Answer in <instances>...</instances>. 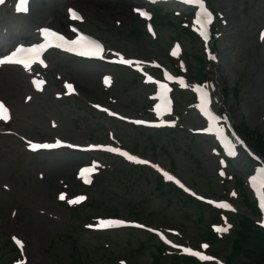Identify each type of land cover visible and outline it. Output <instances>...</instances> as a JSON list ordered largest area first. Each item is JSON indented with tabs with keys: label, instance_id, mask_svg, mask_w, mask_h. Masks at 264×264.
<instances>
[{
	"label": "rangeland",
	"instance_id": "374dc122",
	"mask_svg": "<svg viewBox=\"0 0 264 264\" xmlns=\"http://www.w3.org/2000/svg\"><path fill=\"white\" fill-rule=\"evenodd\" d=\"M208 3L219 13L215 29L220 37L212 43L217 61L211 64L206 62L196 40L190 44L187 38L177 35L180 16L168 13V19L155 26L157 38L154 39L143 33V23L130 9L128 11V7L124 13L109 6L82 4L79 8L85 17L84 28L107 37L112 46L123 49L125 43L128 54L138 48L146 58L170 65L167 48L174 39L180 40L182 51L174 60L186 78L218 79L216 96L223 102L222 109L227 110L244 140L258 150L260 144L264 145V49L256 34L264 29V0H208ZM158 12L164 11L157 10L155 14ZM25 25L24 20L0 13V29H23ZM189 53L193 57L187 56ZM61 70L56 71L62 79H75L78 97L56 101L53 92L57 87L53 84L59 83L55 78L45 93L30 94L28 102H23L21 92L9 97L13 112L10 127L16 133L31 138L58 135L85 143L108 142L106 134L111 130L123 146L159 163L158 167L170 171L197 192L220 197L228 191L233 197V190H237L239 196L233 201L238 213L244 210L255 221L250 209L242 206L243 193L252 200L244 179L252 164L243 168L241 163L246 161L243 157L230 163L223 176L217 175V158L210 155L211 139L191 135L187 130L194 129L199 122L193 107L186 105L188 89L184 93H178L179 89L174 91L177 103L174 116L175 112L179 114L170 130L133 128L94 108L96 104H103L129 116H148L144 111L147 108L146 89L133 74L117 69L113 72L114 83L107 88L99 84L94 73ZM12 76L19 77L5 70L0 79L8 80ZM50 120L57 124L54 129L50 127ZM20 144L15 137L13 140L0 139V264H9L16 256L10 237L23 242L26 264H118L121 258L127 264H169L172 256L165 253L153 262V247L159 243L155 236L149 238L144 228L104 232L87 229L85 223L96 216L134 219L149 229L173 228L179 235L172 238L178 237L184 246L200 247L204 241L210 245L212 254L227 259L231 249L230 235L211 238L212 212L204 205L188 201L181 190H173V185L163 176L158 180L152 170L97 155L100 170L104 163L109 169H102L90 187L79 188L74 170L83 157L67 156L64 165L62 160L67 157H60L62 154L30 155ZM240 155L246 156V152ZM237 179L242 181L241 188ZM3 185L7 189L2 188ZM61 192L66 198L83 192L87 199L78 206L68 207L66 199H59ZM231 221L234 224L232 238L238 239V249L230 257L232 263L264 264L259 242L254 240L253 222L244 218L236 222L233 216ZM178 264L185 263L181 260Z\"/></svg>",
	"mask_w": 264,
	"mask_h": 264
},
{
	"label": "snow or ice",
	"instance_id": "6c2138e0",
	"mask_svg": "<svg viewBox=\"0 0 264 264\" xmlns=\"http://www.w3.org/2000/svg\"><path fill=\"white\" fill-rule=\"evenodd\" d=\"M3 2H4V0H0V3H3ZM185 2L195 3L201 9V14L197 17L196 23H198V24L211 23L212 14L207 10V8L204 4V0H185ZM16 11L27 13L29 11V0H17ZM135 11H137L140 16L145 17L146 19H150L148 12L143 11L140 8L135 9ZM68 12H69L72 19H74V20H81L82 19V17L79 16L75 10L70 8V9H68ZM41 31H42L44 37L46 38L47 43H40V44L33 45V46L27 47V48L24 46L16 47L15 50L12 51L9 55H4L3 58H0V65H2V64H19V65H23V67L25 69H30L32 64L36 63V62H39L40 64L43 65L45 62L43 59H41V54L47 47L52 45L53 41L59 42L55 46L65 47L67 51L77 52L81 56L98 57L100 59H104V48H103V46L100 43L96 42L93 39H90L89 37H87L85 35H82V34L78 35L75 39H66L63 35L59 34L58 32L51 31L47 27L41 29ZM75 31H76V29H73V32H75ZM149 31H151L150 27H149ZM260 38L262 40H264V33H261ZM177 48H178V46H177ZM176 54H177V52L174 51L173 55H176ZM116 55L119 57L118 62L120 64L137 65L138 66V62H135V61L130 60V59H126L123 56H120L119 53H116ZM213 59H215V57H213ZM165 76H166V79H168V80L174 79L172 76L168 75L167 73H165ZM148 80L152 81V77L148 76ZM178 82L181 86H185V82L183 79H180ZM33 83L36 85L37 89H40L41 86L45 82L43 80H34ZM104 83L106 85L109 84L110 83V77L105 76L104 77ZM157 83H159V82H157ZM66 87L69 90H71L73 88V85L69 83V84H66ZM159 88L161 89V94H160V97H158V99L164 98V94L167 93L168 91H170V89L168 88V85L164 84V83H159ZM195 90L197 92L201 93V97H200L201 101H202V104L200 105L201 111L204 112V114L208 117L209 121L213 122L212 126L205 129V131L211 132L213 130V126H215V122L218 120V117L213 115L205 107V105L208 103L207 93L205 91H202V89L199 86ZM96 106L99 107V105H96ZM103 110L105 112H108L109 115H116L115 113L110 112L107 108H105ZM155 111H156L157 115L161 114V105L160 104H156ZM9 118L10 117L8 115V109L5 107L4 103L0 102V119L7 121ZM132 123L137 124V125H144V124H148L149 122L144 121V120H135V121H132ZM164 123H165V121L161 120L159 124H150L149 126L160 127V126H163ZM216 130L218 132L221 131V129H219V127H216ZM60 145H61V141H59V140H57L55 144L29 143V147L32 150H37L40 148H54V147H59ZM69 147H72V145H69ZM89 148H104V146H102V145H89ZM104 150H106L108 152H112V153H119L121 156L126 157L129 161H133L137 164L147 165L150 163V161L139 159L134 155H130L126 151H121L120 148L107 147V148H104ZM96 167H97V165L95 163H93V165L91 167H84L80 170L79 175L85 183H91L92 182L90 177H91V174L93 173V171L95 170ZM152 167L157 168L158 171H162L161 169L158 168L157 165L153 164ZM260 171L262 174H264V169H261ZM220 174L223 175L224 173L221 172ZM163 175L169 181L174 180V177L169 175L167 172H163ZM175 182L177 184H179V186L181 188H183L185 191H189V189L185 188V186L179 180H175ZM253 183H255V180H253ZM261 188L264 189V181L261 182ZM193 195H195V194L193 193ZM232 195H235V193H233ZM59 199L62 201L65 200L66 194L60 193ZM201 199H203V198H201ZM85 200H86V197L83 195H80V196H76L75 198L68 199L66 202L70 205H73V204H80L81 202H83ZM209 203H213V202L209 201ZM216 206L219 208H223V209H231V205L226 203V202L218 203ZM260 208L262 211H264V196H261ZM95 226L99 227V228H118V227H123V226H134V227H140V228L144 227L143 225H139V224H131L130 225L129 222H127L123 219H101V220H99L98 224ZM87 227L91 228V227H93V225H88ZM217 231H221V232L227 231V228H217ZM13 239H14L15 243L21 249H23L24 245H23L22 241L20 239H17L16 237H13ZM174 247H178V246L174 245ZM202 247L206 249L208 247V245L204 244V245H202ZM182 250L184 253L190 254L193 257H197L201 261H211L214 259L211 256L202 254L200 251H193L191 248H188V247H184ZM17 264H25V261L19 260V261H17ZM120 264H125V262L121 261Z\"/></svg>",
	"mask_w": 264,
	"mask_h": 264
},
{
	"label": "bare ground",
	"instance_id": "6f19581e",
	"mask_svg": "<svg viewBox=\"0 0 264 264\" xmlns=\"http://www.w3.org/2000/svg\"><path fill=\"white\" fill-rule=\"evenodd\" d=\"M78 2L82 1L86 3L87 6H103L106 7L109 4H106V0H76ZM129 0H115L112 8L114 7V10H121L124 11V8L127 7L126 5L130 3ZM64 24V23H63ZM0 84L4 87L3 89H0V94L2 95H10L12 97L17 96L20 92H23L26 90V86L24 85L23 81L16 77H11L8 80L0 79Z\"/></svg>",
	"mask_w": 264,
	"mask_h": 264
}]
</instances>
